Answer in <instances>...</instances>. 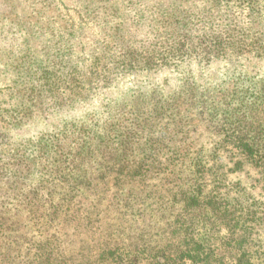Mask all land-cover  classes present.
I'll use <instances>...</instances> for the list:
<instances>
[{"label":"rangeland","instance_id":"rangeland-1","mask_svg":"<svg viewBox=\"0 0 264 264\" xmlns=\"http://www.w3.org/2000/svg\"><path fill=\"white\" fill-rule=\"evenodd\" d=\"M241 1L0 0V264H86L80 253L120 229L131 208L141 210L139 229L155 231L159 206L201 164L234 188L231 197L248 192L264 200L263 174L219 134L218 110L210 107L211 101L222 106L237 89L264 88L261 48L168 57L143 67L116 60L161 49L155 47L158 31L186 24L193 42L234 25L264 45V0H254L251 9ZM106 68L109 76L95 78ZM154 105L161 113L151 112ZM140 113L150 123L146 129L134 123ZM180 120L189 125L177 127ZM78 143L91 164L72 174L65 169ZM125 147L127 164L138 159L150 166L132 190L118 188L113 169ZM65 178L83 181L71 208L59 199L74 194ZM117 188L131 198L114 206ZM48 193L55 206L44 200ZM27 196L38 201L28 204ZM92 213L98 230L87 219ZM260 231L264 239V227Z\"/></svg>","mask_w":264,"mask_h":264},{"label":"trees","instance_id":"trees-1","mask_svg":"<svg viewBox=\"0 0 264 264\" xmlns=\"http://www.w3.org/2000/svg\"><path fill=\"white\" fill-rule=\"evenodd\" d=\"M241 2L251 9L254 0ZM178 29L180 28L174 26L171 32L158 31L155 35V47L159 46L161 49L154 48L153 52L142 56L136 52H128L118 55L116 60L122 67L129 64L143 67L163 62L168 57H171V60L186 58L193 53L206 58L213 55H234L259 48L264 52L261 37L251 38L250 35L241 34L234 25L220 34L207 38L199 37L195 42L191 40L189 24L182 26L180 32ZM106 69L104 73L96 70L98 75L95 78L109 76L112 70ZM221 104L222 106H217L211 101L210 106L211 109L218 110L215 115L219 117L218 122H221L218 126L221 127L219 134L224 135L225 140L231 142L264 176V88L257 91H251L249 87L237 89L235 96L225 98ZM151 112L158 114L161 110L159 106L154 105ZM140 116L142 113L136 115L134 123L137 128L146 129L144 124L149 127L150 123L141 120ZM188 123L180 120L177 127L183 128L188 126ZM107 142L106 137H102L101 144L109 147ZM80 148L86 150L85 146L78 143L77 152L74 155L72 153L74 157H69L71 161L66 158L70 164L73 161L74 165L69 164L65 171L72 170L73 174L74 169L82 168L85 172L91 164V154H82ZM99 150H102V146ZM122 150L125 158L120 165L113 168L115 179L118 188L129 185L132 190L131 183L141 184L137 175L147 174L150 166L138 164V159L132 160L131 165L127 164L126 160L131 155L128 147ZM156 168L158 169H154ZM218 174L212 166L201 164L193 171V176L180 178L175 192H171L168 201L164 200V205L159 206L155 231L145 233L144 229L138 228L141 210L131 208L130 212H124L120 218V229L106 231L108 234H105V238L108 237L105 241L95 247L88 246L86 253H80L87 256L86 264H264V239L260 231L264 227V200L250 198L248 192L231 197L234 188L226 189L224 182L217 181L220 179L215 177ZM209 177L212 178V185L207 188L206 181ZM65 179V183L70 181ZM68 184L74 194L64 193L59 199L61 203L67 202L68 208H71L70 204L75 202L76 196L82 192L83 181L74 179ZM118 188L114 191L113 198L116 196V202H112V205L118 204L120 199L131 198L125 196L126 193L122 190L118 193ZM44 197L51 206L56 205L53 194L48 193ZM26 199L28 204L38 201L35 196H27ZM93 215L89 214L87 219L92 229L94 227L98 230L99 220L97 215L95 218ZM98 215L100 216V213ZM58 217L59 214H55L49 220H56ZM159 222L161 225L166 224L160 228ZM1 230L3 229L0 228Z\"/></svg>","mask_w":264,"mask_h":264}]
</instances>
